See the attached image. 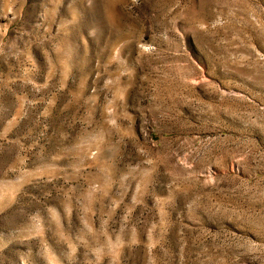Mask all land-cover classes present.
Here are the masks:
<instances>
[{"label":"rangeland","instance_id":"rangeland-1","mask_svg":"<svg viewBox=\"0 0 264 264\" xmlns=\"http://www.w3.org/2000/svg\"><path fill=\"white\" fill-rule=\"evenodd\" d=\"M0 264H264V0H0Z\"/></svg>","mask_w":264,"mask_h":264}]
</instances>
